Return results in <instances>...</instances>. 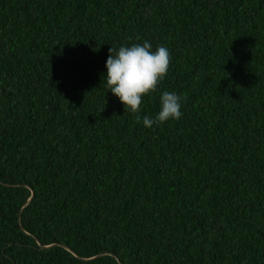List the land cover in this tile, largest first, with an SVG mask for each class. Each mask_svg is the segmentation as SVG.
<instances>
[{
    "label": "trees",
    "instance_id": "obj_1",
    "mask_svg": "<svg viewBox=\"0 0 264 264\" xmlns=\"http://www.w3.org/2000/svg\"><path fill=\"white\" fill-rule=\"evenodd\" d=\"M145 40L132 113L105 62ZM0 264H264V0H0Z\"/></svg>",
    "mask_w": 264,
    "mask_h": 264
},
{
    "label": "clouds",
    "instance_id": "obj_2",
    "mask_svg": "<svg viewBox=\"0 0 264 264\" xmlns=\"http://www.w3.org/2000/svg\"><path fill=\"white\" fill-rule=\"evenodd\" d=\"M169 64V49L158 46L153 50L152 44L147 40L122 45L118 50L111 47L105 62L107 91L119 99L125 111L139 113L143 97L157 90V85L167 75ZM185 99L175 91L162 92L159 111L154 117L144 115L143 126L152 128L170 120H180Z\"/></svg>",
    "mask_w": 264,
    "mask_h": 264
}]
</instances>
